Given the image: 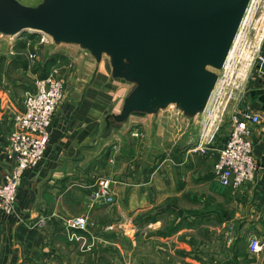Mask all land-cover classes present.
<instances>
[{"label": "crops", "instance_id": "1", "mask_svg": "<svg viewBox=\"0 0 264 264\" xmlns=\"http://www.w3.org/2000/svg\"><path fill=\"white\" fill-rule=\"evenodd\" d=\"M44 34L0 32V182L15 166L9 136L26 93L56 68L65 80L44 157L25 171L15 211L0 204V264H264V248L249 251L253 234L264 240V120L249 123L262 168L255 183L223 187L214 165L230 121L203 135V114L178 103L132 109L147 92L133 59L116 67L107 49L50 35L42 43ZM252 76L237 113L264 110L251 95L264 89L260 65ZM78 216L87 217L86 230L65 226Z\"/></svg>", "mask_w": 264, "mask_h": 264}, {"label": "water", "instance_id": "2", "mask_svg": "<svg viewBox=\"0 0 264 264\" xmlns=\"http://www.w3.org/2000/svg\"><path fill=\"white\" fill-rule=\"evenodd\" d=\"M249 0H48L39 8L1 0L0 32L33 30L57 41L107 49L116 67L134 60L147 92L132 109L151 110L178 103L198 113L222 68ZM264 72V60L259 61ZM264 103V89L251 91Z\"/></svg>", "mask_w": 264, "mask_h": 264}, {"label": "built area", "instance_id": "3", "mask_svg": "<svg viewBox=\"0 0 264 264\" xmlns=\"http://www.w3.org/2000/svg\"><path fill=\"white\" fill-rule=\"evenodd\" d=\"M264 35L261 36L259 50L261 51ZM42 43H48L49 37L44 34ZM234 47V46H233ZM236 48V47H235ZM230 53L226 59L224 71L225 77L234 74V53ZM231 50V51H232ZM37 57L36 53L30 55ZM249 57V56H248ZM248 57H245V61ZM261 60H264L260 57ZM254 57L245 65H241L236 78L240 76L242 83L250 77V66ZM65 80L56 68L45 79L38 81L35 91H29L25 95L23 108L13 116V129L9 136L8 153L15 162L12 171L6 180L0 182V204L6 213L15 211L16 197L21 186L25 171L34 167L44 157L49 143V127L60 107L65 94ZM226 93V88L220 87V92ZM264 120V110L255 114L250 107H245L241 112L233 114L232 130L221 150L219 158L214 165V174L223 187L239 189L255 183L262 169L255 160L254 144L251 139L249 123L258 124ZM100 185L103 193H108L109 182L102 180ZM69 229H87L88 219L85 216L69 218L64 221ZM264 248V240L257 234L250 238L249 251L255 255Z\"/></svg>", "mask_w": 264, "mask_h": 264}, {"label": "rangeland", "instance_id": "4", "mask_svg": "<svg viewBox=\"0 0 264 264\" xmlns=\"http://www.w3.org/2000/svg\"><path fill=\"white\" fill-rule=\"evenodd\" d=\"M262 35H264V0H249L230 49V52L232 49H235L234 53L236 55V59H233L234 74L232 72V75L230 74L229 77H225V71H223L225 63L222 68H216L212 65L206 66L207 71L215 73L217 82L206 104L201 108H197L200 109L198 113L203 114V124H205L201 131L203 135L206 134L211 127L214 129L218 124L219 128H221L223 124L230 121L229 124L233 126V114L236 113L235 111L237 109L241 108L245 98L248 96L247 92L252 80L251 77H253L252 75L261 60V51L258 47ZM245 57L248 58L243 61ZM252 57H254V60H252L250 66V77L242 83L241 76L238 79L236 76L238 75L241 65H245ZM220 87H225L227 92H220ZM229 136L230 134H228L226 138ZM210 141H212V139H210ZM101 181H99V185ZM110 186L111 183L109 182L108 194L110 193L109 196H112L113 194ZM111 200V203H114V196H112Z\"/></svg>", "mask_w": 264, "mask_h": 264}, {"label": "bare ground", "instance_id": "5", "mask_svg": "<svg viewBox=\"0 0 264 264\" xmlns=\"http://www.w3.org/2000/svg\"><path fill=\"white\" fill-rule=\"evenodd\" d=\"M251 8V7H250ZM250 17V16H249ZM246 20V19H245ZM245 24V23H244ZM246 30V29H245ZM241 42V41H240ZM233 54V50L230 53V56ZM224 71V70H223ZM219 83V82H218Z\"/></svg>", "mask_w": 264, "mask_h": 264}]
</instances>
